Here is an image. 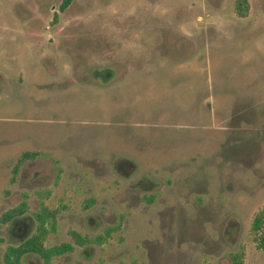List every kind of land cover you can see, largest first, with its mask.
<instances>
[{
	"label": "rangeland",
	"instance_id": "rangeland-1",
	"mask_svg": "<svg viewBox=\"0 0 264 264\" xmlns=\"http://www.w3.org/2000/svg\"><path fill=\"white\" fill-rule=\"evenodd\" d=\"M60 2L0 0V215L28 193L27 237L50 190L49 264H264V0Z\"/></svg>",
	"mask_w": 264,
	"mask_h": 264
},
{
	"label": "trees",
	"instance_id": "trees-1",
	"mask_svg": "<svg viewBox=\"0 0 264 264\" xmlns=\"http://www.w3.org/2000/svg\"><path fill=\"white\" fill-rule=\"evenodd\" d=\"M31 157H33L31 152H24L19 157V160L13 169L12 181H14L18 173L21 163ZM50 193V190L37 191L35 193L39 198V207L32 212L33 219L36 222L35 231L18 244H8L5 247L3 264H22V257L24 254L36 255L41 258L45 264H49L53 258L74 249L73 245L69 242L46 246L48 234L56 230L57 211L48 208L43 201L46 197L50 196ZM28 199L29 194L25 192L23 194V199L17 205L7 209L0 215V224L10 223L14 231L26 227L28 225L25 221L26 214L29 211ZM115 229L116 227H107L104 231V235H98L94 241L101 244L105 240V237H109L111 231ZM250 231L256 248L264 250V206L258 209L253 216ZM71 236L74 242L79 245L88 240L85 236H82L76 231H71ZM2 241L3 239L0 238V243ZM243 255V251L231 254L232 264H244ZM73 264L83 263L76 261Z\"/></svg>",
	"mask_w": 264,
	"mask_h": 264
},
{
	"label": "flooded vegetation",
	"instance_id": "flooded-vegetation-1",
	"mask_svg": "<svg viewBox=\"0 0 264 264\" xmlns=\"http://www.w3.org/2000/svg\"><path fill=\"white\" fill-rule=\"evenodd\" d=\"M74 1L75 0H61L60 5H59V7L61 9V12H63L66 8H68L70 6V4H72ZM54 9H55V5L51 7V10L52 11H54ZM246 9H247V0H244V1L243 0H236V10H237V13L240 16H244V14L246 12ZM111 72H112V69L111 68H108V67L100 68V69L94 70V75L93 76L95 78L98 77V78H102L104 80H107V79H109L112 76ZM131 170H134V165L133 164L131 166ZM144 178L149 179L146 176H144ZM154 187H156V184L155 183L151 187H149V188L151 189V188H154ZM146 192H149V191H146ZM151 195L152 194H150L149 196H151ZM154 199H155V196H153V197L144 196L143 197L144 202L147 203V204L151 203ZM27 227L28 226L23 227L22 229H19V230H16V231L12 230V234H14L15 236H17L20 239L19 242H21L22 240L26 239L29 236V235L27 237L25 236V233H26V231L28 229ZM82 236H85L88 239L83 244H86V243H95L96 244V242L94 241V239L97 236H94V237H90V236H87V235H82ZM71 238H72V236H71ZM18 243H15V244H18ZM83 244H81V245H83ZM76 245H79V244H76ZM62 254H65V253H62ZM26 255H28V254H24L23 257H22V264H23V258Z\"/></svg>",
	"mask_w": 264,
	"mask_h": 264
}]
</instances>
